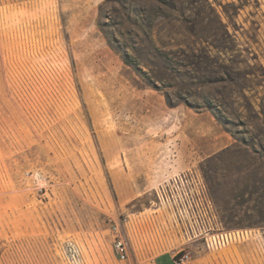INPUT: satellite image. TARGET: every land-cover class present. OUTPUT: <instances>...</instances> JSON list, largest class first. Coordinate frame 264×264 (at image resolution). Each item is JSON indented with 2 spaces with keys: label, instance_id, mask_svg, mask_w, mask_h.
<instances>
[{
  "label": "rangeland",
  "instance_id": "1",
  "mask_svg": "<svg viewBox=\"0 0 264 264\" xmlns=\"http://www.w3.org/2000/svg\"><path fill=\"white\" fill-rule=\"evenodd\" d=\"M177 175L264 227V0H0V264H264L187 240Z\"/></svg>",
  "mask_w": 264,
  "mask_h": 264
},
{
  "label": "built area",
  "instance_id": "2",
  "mask_svg": "<svg viewBox=\"0 0 264 264\" xmlns=\"http://www.w3.org/2000/svg\"><path fill=\"white\" fill-rule=\"evenodd\" d=\"M191 177L177 175L161 186L168 201L182 200L174 211L176 221L185 232L187 240H201V245L208 251L218 250L230 244L243 241L249 236H264V227L252 231L247 228L227 229L220 225L213 212L211 202L206 198L204 187H190ZM114 249L121 260L128 256V244L121 235H115ZM191 251L181 248L173 258L174 264H190Z\"/></svg>",
  "mask_w": 264,
  "mask_h": 264
}]
</instances>
